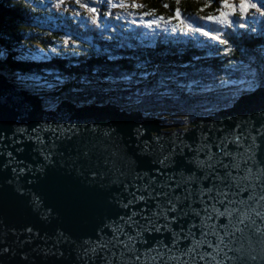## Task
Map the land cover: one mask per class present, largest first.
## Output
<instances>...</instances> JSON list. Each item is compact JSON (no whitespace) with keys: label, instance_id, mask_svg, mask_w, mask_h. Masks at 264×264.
Here are the masks:
<instances>
[{"label":"water","instance_id":"water-1","mask_svg":"<svg viewBox=\"0 0 264 264\" xmlns=\"http://www.w3.org/2000/svg\"><path fill=\"white\" fill-rule=\"evenodd\" d=\"M0 138V264H236L224 258L225 253L233 256L225 245L247 248L251 230L264 231V220L253 211L264 214V87L186 125H168L112 103L63 100L46 108L39 96L0 73ZM104 141L103 155L93 149L96 159L85 165L79 151ZM113 154L124 161L123 172L120 165L105 167ZM145 188L143 205L123 206L131 193L140 189L139 196ZM209 190L216 199L206 195ZM161 192L183 211L160 213L167 207ZM213 206L231 210L232 224ZM153 213L158 215L153 218ZM242 213L255 225L240 224ZM145 216L153 218L159 232L151 231ZM163 216L177 219L169 224ZM234 225L243 236L236 233L220 244L212 234L224 236ZM198 242L189 253L187 248ZM256 264H264V252Z\"/></svg>","mask_w":264,"mask_h":264},{"label":"trees","instance_id":"trees-1","mask_svg":"<svg viewBox=\"0 0 264 264\" xmlns=\"http://www.w3.org/2000/svg\"><path fill=\"white\" fill-rule=\"evenodd\" d=\"M49 2L0 0V73L41 96L46 108L66 99L78 105L112 103L127 111H142L165 124L186 125L264 87V37H253L236 28L227 30L226 47L210 41L214 46L203 49L205 54L217 53L208 60L196 55L195 61L183 51L173 50L172 55L158 52L153 45L141 47L140 55L135 56L122 41H108V36L92 27L68 44H64L68 38L57 31L47 35L43 27L53 29L55 16L62 18L65 27L67 20L68 28L74 31L77 26L73 20H78L63 11L64 6L55 12L42 10ZM144 8L167 18L169 24L171 20L179 25L183 16L191 22L204 15L200 12H217V5L206 0H147ZM177 8L181 19L173 15ZM70 9L73 12L77 8L71 5ZM115 10L122 14L121 9ZM55 20L59 22L57 28L68 30L60 26V19ZM53 47L58 54L51 51ZM123 74H134L131 82L122 80Z\"/></svg>","mask_w":264,"mask_h":264},{"label":"snow or ice","instance_id":"snow-or-ice-1","mask_svg":"<svg viewBox=\"0 0 264 264\" xmlns=\"http://www.w3.org/2000/svg\"><path fill=\"white\" fill-rule=\"evenodd\" d=\"M177 3H179V0H176ZM206 2L209 3H214L217 5V12H218V21L217 18L214 16H204L201 17L200 19L205 21V22H213V21H217L219 25H221L223 28L228 29V30H234L237 25L239 27V29L247 31V32H256V29L254 26H249L248 25V14L250 12H254L256 14H258L259 17L264 18V4H258V0L257 2H253V0H206ZM66 3H68V0H53L52 2V7L54 8H60L61 6L65 5ZM72 7H78L80 9H84L86 12L91 14V23L93 25H96L97 27H99V23L98 21L100 19H103L104 17H109L110 15H112V13L110 12V9H123V8H140L141 5H139L138 3L135 2V0H131V2H129V0H87V2H82V0H74V4L72 5ZM168 5H165V8H168ZM69 9H66V11ZM102 13V15H101ZM231 14V17H230ZM173 15L177 18V19H181V13L179 11V9H175L173 12ZM75 16L76 17H80L81 13L79 11L75 12ZM122 17L117 16L116 19L119 20ZM131 23L135 24L136 23V18H133ZM155 21H152L150 24H148L147 26L151 27L152 24H154ZM181 23L183 24V20L181 19ZM185 27H187V25H185ZM173 31H175V29H173ZM191 31L193 33L196 34H202V36L204 38H208L210 39L212 42H214L218 47H226L228 44V41L226 38H220V33H221V28H216L215 32L213 33L212 31H205L203 30L200 26L196 25L195 23L192 24V28ZM108 39H110V37H108ZM69 41L66 39L64 40V44H68ZM51 51L54 54H58L56 53V49L55 47H53L51 49ZM229 51H231V49H229ZM114 59V57H113ZM138 68L143 69L144 66L143 65H137ZM134 74H123L121 76V79L127 82H131L132 78H133ZM145 76L149 75L147 73H144ZM221 83H225V81L221 80ZM190 88V86H189ZM259 131V130H257ZM105 137H110L111 133L110 132H105L103 134ZM2 139V138H0ZM106 143V141L102 142L101 144H96V143H90V145L86 144L80 151H79V155L82 158L83 162L85 165L90 164L94 159H96V155L95 152L93 151V149H99L101 152V155H103V152L105 151V149L102 147V144ZM0 155H4V153H0ZM9 159H11V153H7ZM115 156V154L112 155V157H109L105 160V167H107L108 163H111L113 165V167L120 165V170L121 172H123V165H124V161L122 160H118L113 158ZM45 159H49L48 155H45L44 157ZM13 171H16L15 169H13ZM23 169H20V172H23ZM248 172H251V169H248ZM100 178V173L99 172H95L94 173V179H99ZM122 187L127 188L128 185L124 184L122 185ZM149 187H155L154 185H149ZM140 189H136V192H139ZM136 192L131 193L132 195V199L127 200L126 203H124V207L128 208L129 206H131L133 204L134 201H139L142 203V205L145 202V194L148 193V188H145L143 190V193L141 195H136ZM161 195L165 196V201L167 203V207L166 208H161L160 209V213L163 212H168V213H175L177 211H183L182 208H177V206L174 203L173 199H169L167 194L161 192ZM206 195H208L211 199H216V196H211V190H209L208 193H206ZM227 196V193H223V192H218L217 196ZM151 198V197H149ZM249 200H253L254 197L249 195L248 197ZM261 200H264V195H262L260 197ZM221 204H224L225 201L224 200H220L218 201ZM146 206V205H145ZM204 211H208L207 208L204 209ZM213 212L216 213V215L218 217H226L228 220L229 224H232L233 222V213L231 210L226 209L224 212H220L218 209H216L213 206L212 209ZM255 211V215L261 217L262 220H264V214L260 213L259 211L253 210ZM138 215V210L137 211H132L129 215V219H132L133 217ZM158 213H153V218L155 216H157ZM186 215V214H185ZM195 215L198 217L199 213H195ZM153 218H149L147 216L144 217V219H146L148 221V225L151 229V231L154 232H159L160 229L158 227H156V224L153 222ZM165 221H167V223H173L177 217L173 216L172 220H168L167 216H163L162 217ZM208 219H212L211 216L207 217ZM239 219V223L240 224H244L246 220L249 221L248 224L245 225L246 228L250 227L251 225H255L256 221L254 219H250L249 218V214L248 213H242L240 217H238ZM136 222V221H134ZM223 223V221H222ZM149 227H145L144 231H149ZM193 227H195V225H193ZM215 225L212 226L213 229H215ZM225 228H227V225H225ZM119 229H116L114 231H118ZM26 231L28 233L32 232L31 228H27ZM236 233H240L242 236L244 234V230L241 229L238 226L234 225V231H225L224 236H220L219 233L213 231L212 234L215 235L217 237V239L219 240L220 244H224L225 243V237H229V236H233ZM203 235L207 236L208 233H203ZM253 237H256V241L255 243L260 245V251L258 252L257 249L253 246ZM245 239H247L248 241V247L245 248L244 244L241 243V246L239 248H233L230 247L229 245H225V247L228 249V252H232L233 256H228L227 253L224 254V258L227 260H235L236 264H256L258 258L260 257V253L264 252V231H262L259 227H256L254 229L251 230V234L247 237H245ZM172 240L174 242V246H175V241H176V237L173 235L172 236ZM235 243V242H233ZM101 247H105V245H101ZM195 247H199V242L193 246V248H187V251L189 253L193 252ZM208 247L211 248L212 244L209 243ZM217 247H219L217 245ZM3 252H7L8 249L7 248H3L2 249ZM85 253L88 252V249L85 248L84 249ZM92 252H95L96 249L93 248L91 249ZM223 251V250H221ZM102 259H106V257H101ZM139 257H137L138 259ZM213 259H215V257H212ZM201 260H206L208 259L207 257L201 255L200 256ZM218 264H224L223 260L218 261Z\"/></svg>","mask_w":264,"mask_h":264},{"label":"rangeland","instance_id":"rangeland-1","mask_svg":"<svg viewBox=\"0 0 264 264\" xmlns=\"http://www.w3.org/2000/svg\"><path fill=\"white\" fill-rule=\"evenodd\" d=\"M70 1H72L73 3H74V0H70ZM82 2H85L84 0H82ZM129 2H131V0H129ZM135 2L136 3H138L139 5H141V7L140 8H142V6H144L146 3H147V0H135ZM127 10H130V9H132L133 10V8H126ZM138 8H135L134 10H137ZM200 14H206L205 12H200ZM230 16H231V14H230ZM214 17H216L217 18V20H218V15H214ZM248 17H251V18H253V17H255V15H253V16H250V15H248ZM141 20L143 19V17H139ZM138 25H141L140 24V21H138V23H137ZM207 26H209V25H207ZM191 28H192V25H190V27L187 29V30H185V32H184V34H194L192 31H191ZM207 31V30H206ZM183 52H185V53H187V54H190L191 53V51L190 50H186V49H184L183 50ZM213 54H215V56L214 57H212V55ZM134 55V54H133ZM196 55H199V56H205L206 54L205 53H201V54H199V52H196V53H193V54H191L190 56L193 58V60H198L197 59V57H195ZM216 55H217V53H208V56L209 57H211V58H207V60L208 59H212V58H216ZM136 56V55H135ZM201 60H203V59H201ZM236 67V66H235ZM12 81L13 82H15V78H12ZM240 82V81H239ZM16 83V82H15ZM17 84V83H16ZM242 85V83H240V86ZM20 86V85H19ZM255 88H253V90H254ZM41 97V96H40ZM41 99H42V97H41ZM43 100V99H42ZM229 102H231V101H229ZM234 102V100L231 102V103H229V105H231L232 103ZM43 104H44V100H43ZM45 105V104H44ZM54 106H56V105H54ZM217 111H219V110H217ZM217 111H215V112H217ZM214 113V112H213ZM212 114V113H211ZM210 115V114H209ZM207 116V115H206ZM170 131H172V130H170Z\"/></svg>","mask_w":264,"mask_h":264},{"label":"bare ground","instance_id":"bare-ground-1","mask_svg":"<svg viewBox=\"0 0 264 264\" xmlns=\"http://www.w3.org/2000/svg\"><path fill=\"white\" fill-rule=\"evenodd\" d=\"M210 23V22H209ZM196 25H198V26H200L203 30H207V29H204V26H203V23L202 22H198ZM206 27V26H205ZM221 28V32H222V27L221 26H215L212 30H210V31H214L215 32V29L216 28ZM137 30L138 31H143L142 30V28H141V25H138L137 24ZM145 32H147V33H149V31H146V30H144ZM208 31V30H207ZM160 33H167V32H164L163 30H161V32ZM180 39H189V40H202V41H206L207 40V38H204L203 36H202V34H196V33H194V34H176ZM115 69V68H114ZM98 89V88H97ZM110 96V95H109ZM225 109V108H224Z\"/></svg>","mask_w":264,"mask_h":264},{"label":"flooded vegetation","instance_id":"flooded-vegetation-1","mask_svg":"<svg viewBox=\"0 0 264 264\" xmlns=\"http://www.w3.org/2000/svg\"><path fill=\"white\" fill-rule=\"evenodd\" d=\"M169 125V124H168Z\"/></svg>","mask_w":264,"mask_h":264}]
</instances>
